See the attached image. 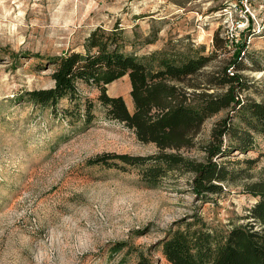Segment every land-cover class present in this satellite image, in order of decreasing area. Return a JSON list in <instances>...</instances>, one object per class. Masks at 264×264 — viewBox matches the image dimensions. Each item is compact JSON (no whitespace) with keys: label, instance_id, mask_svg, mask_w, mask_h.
Returning <instances> with one entry per match:
<instances>
[{"label":"rangeland","instance_id":"374dc122","mask_svg":"<svg viewBox=\"0 0 264 264\" xmlns=\"http://www.w3.org/2000/svg\"><path fill=\"white\" fill-rule=\"evenodd\" d=\"M114 25L137 56L204 47L205 55H215L205 73L231 69L244 44L232 70L245 84L238 98L264 104V0H0V264H135L140 254L168 264L154 247L168 231L192 225L226 234L250 221L257 199L245 187L264 182L263 136L217 159L236 177L198 197L187 173L168 172L149 186L139 168L118 159L91 163L103 155L159 153L107 118L94 86L77 85L80 103L92 102L89 124L64 114L66 99L54 107L30 100L28 92L53 87L54 59L80 52L96 27ZM195 83L205 86L203 76ZM215 91L223 89L208 90ZM106 93L133 111L127 77ZM226 116L221 111L206 120L195 145L178 153L203 161L201 146ZM231 123L243 127L236 118ZM223 144L237 146L227 137Z\"/></svg>","mask_w":264,"mask_h":264},{"label":"trees","instance_id":"16d2710c","mask_svg":"<svg viewBox=\"0 0 264 264\" xmlns=\"http://www.w3.org/2000/svg\"><path fill=\"white\" fill-rule=\"evenodd\" d=\"M150 43L146 41L145 45ZM129 47L124 30L118 25L109 30L96 27L85 38L80 52L72 51L53 60V87L28 92L30 100L54 107L66 99L70 109L63 111L64 114L71 118L76 114L89 124L94 118L92 102L80 103L77 85L94 86L99 90L98 101L107 118L132 130L142 143L155 145L159 153L103 155L91 163L104 164L110 157L118 159L139 168L141 180L149 186H156L168 172L187 173L192 176L191 189L195 196L219 192V183L236 176L216 160L228 156L232 148L246 151L254 134L264 137V104L238 98L245 84L242 76L232 71L237 68L241 55H245L244 44L236 48L231 69L210 73L204 71L215 55H205L204 47L162 49L142 56L128 52ZM201 76L203 87L195 83ZM122 77H127L130 84L131 112L122 97L106 93V86ZM212 89L223 91L208 92ZM221 111H226L227 116L215 123L209 140L201 146L203 161L178 153L192 148L203 123ZM232 118L243 127L233 125ZM225 137L237 146H225ZM245 189L257 199L246 217L250 220L246 225L226 234L193 229L189 225L184 230L168 231L154 247H160L168 264H264V182L248 184ZM135 264L152 263L140 254Z\"/></svg>","mask_w":264,"mask_h":264}]
</instances>
